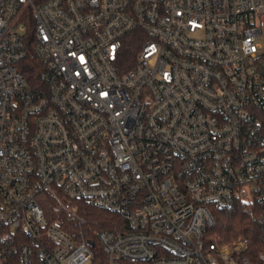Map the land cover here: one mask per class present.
Returning a JSON list of instances; mask_svg holds the SVG:
<instances>
[{"label": "built area", "instance_id": "obj_1", "mask_svg": "<svg viewBox=\"0 0 264 264\" xmlns=\"http://www.w3.org/2000/svg\"><path fill=\"white\" fill-rule=\"evenodd\" d=\"M263 38L264 0H0V264H90L78 202L124 219L108 264H247L205 233L264 203Z\"/></svg>", "mask_w": 264, "mask_h": 264}, {"label": "trees", "instance_id": "obj_2", "mask_svg": "<svg viewBox=\"0 0 264 264\" xmlns=\"http://www.w3.org/2000/svg\"><path fill=\"white\" fill-rule=\"evenodd\" d=\"M145 41L146 36L139 29L125 37L123 52L117 62L121 73L134 66L138 52ZM18 69L32 90L37 91L43 87L40 79L43 67L33 52H29L18 64ZM43 206L46 211H55V204L52 200H48ZM56 213L64 219L60 226L71 233L74 218L63 212ZM77 217L83 219L81 224H77V230L80 231L83 240L88 243L93 254L90 264H108L107 255L97 239V234L102 230L121 229L124 219L84 202L77 203ZM213 219L214 225L205 233L207 243L224 244L236 240H245L248 244L244 253L247 264H264V203L236 204L229 209H217L213 212ZM121 264L132 263L122 261Z\"/></svg>", "mask_w": 264, "mask_h": 264}, {"label": "rangeland", "instance_id": "obj_3", "mask_svg": "<svg viewBox=\"0 0 264 264\" xmlns=\"http://www.w3.org/2000/svg\"><path fill=\"white\" fill-rule=\"evenodd\" d=\"M261 48L264 50V38L259 41Z\"/></svg>", "mask_w": 264, "mask_h": 264}]
</instances>
